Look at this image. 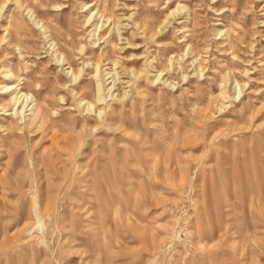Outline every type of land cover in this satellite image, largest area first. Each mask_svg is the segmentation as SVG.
<instances>
[{
	"label": "rangeland",
	"instance_id": "374dc122",
	"mask_svg": "<svg viewBox=\"0 0 264 264\" xmlns=\"http://www.w3.org/2000/svg\"><path fill=\"white\" fill-rule=\"evenodd\" d=\"M0 264H264V0H0Z\"/></svg>",
	"mask_w": 264,
	"mask_h": 264
},
{
	"label": "bare ground",
	"instance_id": "6f19581e",
	"mask_svg": "<svg viewBox=\"0 0 264 264\" xmlns=\"http://www.w3.org/2000/svg\"><path fill=\"white\" fill-rule=\"evenodd\" d=\"M69 73V72H68ZM114 77V76H113ZM114 81H115V78H114ZM114 86V85H113ZM112 88L113 87H111V89H110V91L112 90ZM18 89V87L17 86H10V87H5V92L4 93H15V95H14V97H13V102H14V104H15V106H17V105H20V104H22V105H24L23 106V111H24V109H26V108H30V106L31 105H28L29 103H30V99H31V97L30 96H26L25 94H21L20 92H17L16 90ZM114 89V88H113ZM14 91H16V92H14ZM21 101V102H20ZM100 101H104L103 99H100ZM30 104H32V102L30 103ZM33 105V104H32ZM34 108H36L35 110L37 111V109H38V105H35L34 107H32L31 108V110H33ZM20 111V110H19ZM19 113V112H18ZM21 113H22V111H21ZM15 115H17V113H15ZM7 116H9V114L7 115ZM37 126V125H36Z\"/></svg>",
	"mask_w": 264,
	"mask_h": 264
}]
</instances>
